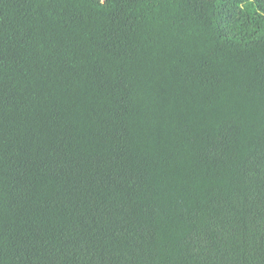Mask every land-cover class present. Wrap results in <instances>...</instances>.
Listing matches in <instances>:
<instances>
[{
    "label": "trees",
    "instance_id": "obj_1",
    "mask_svg": "<svg viewBox=\"0 0 264 264\" xmlns=\"http://www.w3.org/2000/svg\"><path fill=\"white\" fill-rule=\"evenodd\" d=\"M0 264H264V0H0Z\"/></svg>",
    "mask_w": 264,
    "mask_h": 264
}]
</instances>
